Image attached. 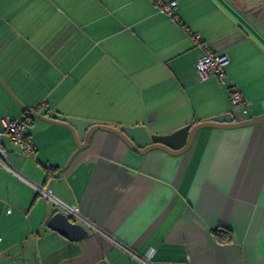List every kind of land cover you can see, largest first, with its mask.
<instances>
[{
	"label": "crops",
	"instance_id": "0c3cea01",
	"mask_svg": "<svg viewBox=\"0 0 264 264\" xmlns=\"http://www.w3.org/2000/svg\"><path fill=\"white\" fill-rule=\"evenodd\" d=\"M169 1L177 22L151 0H34L38 22L16 21L19 0L2 3L0 79L18 102L0 84V129L37 107L158 136L228 112L236 122L264 114V0ZM195 34L229 57L239 110L215 76L197 77ZM27 134L29 154L3 137L8 162L104 235L86 229L71 242L46 228L57 210L0 167V264H264V125L201 129L178 156L137 154L103 131L74 155L71 131L37 117ZM218 228L232 241L219 242Z\"/></svg>",
	"mask_w": 264,
	"mask_h": 264
},
{
	"label": "water",
	"instance_id": "95a60500",
	"mask_svg": "<svg viewBox=\"0 0 264 264\" xmlns=\"http://www.w3.org/2000/svg\"><path fill=\"white\" fill-rule=\"evenodd\" d=\"M0 84L18 102L1 79ZM34 116L67 127L71 131L76 144V151L74 155L88 147L92 135L97 131L114 134L129 149L137 154L145 155L153 150H161L170 155L178 156L190 149L195 134L201 129H237L264 125V114L248 120L236 122L234 114L228 112L215 116L207 122L199 123L194 126L183 127L172 134L158 136L149 134L144 126H109L107 124H99L89 120L62 116L57 113H52L50 117H44L39 113H34ZM43 226L58 232L61 236L71 242L78 241L79 239L85 237L88 233L83 226L72 222L61 212L56 211L52 213L49 209L47 210V214L44 218Z\"/></svg>",
	"mask_w": 264,
	"mask_h": 264
},
{
	"label": "built area",
	"instance_id": "2783aa9c",
	"mask_svg": "<svg viewBox=\"0 0 264 264\" xmlns=\"http://www.w3.org/2000/svg\"><path fill=\"white\" fill-rule=\"evenodd\" d=\"M151 1L160 12L167 14L175 22L178 21V18L174 14V10L176 9L178 2L169 0ZM193 37L195 41L200 43L204 51V56L196 64L197 77L202 80L206 79L210 75L215 76L221 85L227 86L231 104L235 110H239L243 104V96L240 90L235 85L230 84L228 81L226 68L230 63L229 57L226 54H215L211 45L208 42H203L198 34H195ZM34 113H40V108L37 107L25 111L22 120L13 117H6L3 120V129H0V167L6 169L9 173L28 184L38 196L44 198L58 212H61L67 216L72 222L79 224L85 229L96 234L104 235V233L93 223H91L80 211L75 210L68 204L52 195L48 188L44 185L30 181L8 162L2 144L4 136H8L12 146L19 149L20 151L27 154L34 152V145L27 134L28 126L35 118ZM46 168L50 169L51 167L47 165ZM143 264L146 263L143 262Z\"/></svg>",
	"mask_w": 264,
	"mask_h": 264
},
{
	"label": "rangeland",
	"instance_id": "374dc122",
	"mask_svg": "<svg viewBox=\"0 0 264 264\" xmlns=\"http://www.w3.org/2000/svg\"><path fill=\"white\" fill-rule=\"evenodd\" d=\"M15 1H18V0H0V2H1V4H0V12L3 14V8H6L7 9V11H8V8L7 7H9V6H11L13 9H14V5H15ZM33 1L34 0H19V2H22V9H21V11L22 12H20V10H19V14H17V16L15 17V19H16V21H18V20H20V19H22V20H32V21H34V22H38L39 20H41L42 21V18L41 17H43L44 16V14H41V16H39V15H37V17H35V18H33L32 17V15H33V13L31 12V7H32V5H34L33 4ZM2 3H6L4 6H3V8H2ZM5 15H8L7 17V19H10L11 20V22H14V19H13V14H5ZM59 15V14H58ZM60 16V15H59ZM0 22H2L1 20H0ZM32 28H34V26H32ZM7 29V28H6ZM8 30V29H7ZM43 31H45V30H43ZM62 33H64L63 31H61V30H59V31H57V32H54V34H53V36L54 37H58L59 38V36L62 34ZM52 34V33H51ZM60 37H63V36H60ZM64 37H65V35H64ZM44 68H46L45 66H44ZM74 77V76H73ZM73 77H69L68 79H66L65 80V82L67 83V84H69V85H71V80H73ZM66 78V77H65ZM35 80V78H32L30 81H34ZM6 84V83H5ZM127 84H128V82H126V81H124V82H122V84H121V86H127ZM30 85H32V83L31 82H29V86L28 87H30ZM6 86L8 87V85L6 84ZM22 89H25L26 88V86H24V85H22ZM9 88V87H8ZM27 89V88H26ZM9 90H10V88H9ZM11 91V90H10ZM12 92V91H11ZM12 94L14 95V93L12 92ZM15 96V95H14ZM53 97H56V94H53ZM63 103H66V102H63Z\"/></svg>",
	"mask_w": 264,
	"mask_h": 264
},
{
	"label": "trees",
	"instance_id": "16d2710c",
	"mask_svg": "<svg viewBox=\"0 0 264 264\" xmlns=\"http://www.w3.org/2000/svg\"><path fill=\"white\" fill-rule=\"evenodd\" d=\"M214 235L219 242L229 243L232 241V234L225 228L216 229Z\"/></svg>",
	"mask_w": 264,
	"mask_h": 264
}]
</instances>
